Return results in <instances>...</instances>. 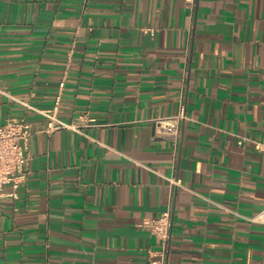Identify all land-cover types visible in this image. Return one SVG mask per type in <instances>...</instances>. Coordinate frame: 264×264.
Listing matches in <instances>:
<instances>
[{"label":"crops","instance_id":"0c3cea01","mask_svg":"<svg viewBox=\"0 0 264 264\" xmlns=\"http://www.w3.org/2000/svg\"><path fill=\"white\" fill-rule=\"evenodd\" d=\"M180 98L172 139L154 120ZM18 118L0 264H145L139 222L166 208L168 264H264V223L231 211L264 207V0H0V122Z\"/></svg>","mask_w":264,"mask_h":264},{"label":"built area","instance_id":"2783aa9c","mask_svg":"<svg viewBox=\"0 0 264 264\" xmlns=\"http://www.w3.org/2000/svg\"><path fill=\"white\" fill-rule=\"evenodd\" d=\"M60 86L63 81H60ZM60 94L55 98L57 104ZM26 106L47 117L44 130L60 127L79 130V125L73 121H64L55 114L56 105L52 108H39L21 101ZM187 117L186 105L183 98L179 99L177 110L169 115L156 117L154 120L159 132L169 138L175 139L178 135L180 124ZM33 132L31 123L25 118L9 119L0 122V197H18L20 184L26 179V160L28 158L29 139ZM240 139L238 142L241 143ZM257 148L264 151V142H257ZM173 183L180 184L178 179H171ZM17 208V207H15ZM238 216L247 220L264 223V207L253 215H245L231 210ZM139 225H146L156 240V248L148 250L145 264H168V255L171 240L172 215L169 208L164 209L159 215L143 218Z\"/></svg>","mask_w":264,"mask_h":264}]
</instances>
